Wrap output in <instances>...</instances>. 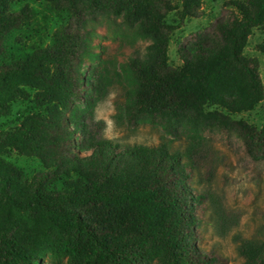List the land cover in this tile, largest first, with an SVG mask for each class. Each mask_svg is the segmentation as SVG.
<instances>
[{
  "label": "trees",
  "instance_id": "1",
  "mask_svg": "<svg viewBox=\"0 0 264 264\" xmlns=\"http://www.w3.org/2000/svg\"><path fill=\"white\" fill-rule=\"evenodd\" d=\"M231 3L237 13L212 37L197 32L174 67L170 35L200 14L201 0H0V114L15 100L28 104L14 126L0 125V155L36 160L24 176L0 157V264H56L45 258L54 243L72 251L67 264L215 263L199 244L205 194L192 154L216 128L264 159V125L230 116L263 98L258 61L244 47L264 24V0ZM174 11L179 22H168ZM102 20L143 47L120 61L92 40ZM114 85L119 122L183 133L185 147L106 137L94 108ZM237 251L242 264H264V237Z\"/></svg>",
  "mask_w": 264,
  "mask_h": 264
},
{
  "label": "rangeland",
  "instance_id": "2",
  "mask_svg": "<svg viewBox=\"0 0 264 264\" xmlns=\"http://www.w3.org/2000/svg\"><path fill=\"white\" fill-rule=\"evenodd\" d=\"M178 1V0H173ZM237 13L231 0H201L200 14L185 17L178 28L170 35L168 43V62L179 67L182 64L180 49L193 41L196 33L212 37L220 20ZM166 20L177 23L180 16L171 12ZM119 33L108 21L94 24L92 40L106 47L119 60L134 47H143V41L133 45L128 37H118ZM245 52L258 61L259 73L263 83V98L251 110L230 114L233 119L245 121L255 127L264 125V24L254 27L244 47ZM119 86L114 85L108 95L94 108L95 119L104 121L103 133L106 137L121 142L155 144L164 139H172L174 148L183 149L189 136L167 135L160 127L150 123L129 124L119 122L115 117L116 101L119 99ZM28 104L15 100L10 110L0 114V125L14 126ZM205 110H221L218 105L208 103ZM203 139L192 154L194 163V185L205 194L199 209L201 227L199 244L204 251L215 257L214 264H242L243 258L237 251L241 240L264 237V159H254L247 151L241 137L235 131L211 128L202 133ZM1 159L21 169L28 176L36 160L18 153L14 149L0 155ZM19 168V169H18ZM46 253L47 261L67 264L72 251L59 244L50 245Z\"/></svg>",
  "mask_w": 264,
  "mask_h": 264
}]
</instances>
